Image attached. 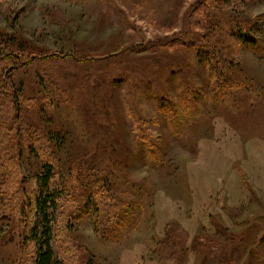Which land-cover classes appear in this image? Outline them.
Segmentation results:
<instances>
[{
    "label": "rangeland",
    "instance_id": "rangeland-1",
    "mask_svg": "<svg viewBox=\"0 0 264 264\" xmlns=\"http://www.w3.org/2000/svg\"><path fill=\"white\" fill-rule=\"evenodd\" d=\"M248 24L257 51L226 37ZM0 43V264H33L14 220L43 161L76 189L55 233L70 264H264L263 0H0ZM88 202L123 229L104 239Z\"/></svg>",
    "mask_w": 264,
    "mask_h": 264
},
{
    "label": "trees",
    "instance_id": "trees-1",
    "mask_svg": "<svg viewBox=\"0 0 264 264\" xmlns=\"http://www.w3.org/2000/svg\"><path fill=\"white\" fill-rule=\"evenodd\" d=\"M220 2L221 0H212V5ZM252 27L249 24L244 27L236 25L228 31L229 34L227 33L226 37L229 36L230 39L238 40L245 46L257 51L260 48V43L255 36V28L252 29ZM178 41L182 45H187V50H190L189 48H192V45H194L193 49L202 62H211L215 58V51H210L206 46L203 47L204 43L198 37H194L193 39L180 38ZM0 47H3L1 43ZM3 52L1 50V53ZM32 138L31 142L26 145L27 159L31 157L38 159L39 150L35 145L37 141L36 138ZM140 141L146 144L148 140L147 138H141ZM145 149L147 152L150 151L149 145L145 146ZM20 152L23 154V148L19 150ZM36 168L38 172L32 179L34 181L33 189H30V192L24 191L18 193L19 207L17 208V213L19 214L18 219L14 221L19 230V238H22L24 244L32 246L33 264H70L74 260L71 255H61L58 253V241L56 240L55 233L59 218L63 217V210H61L64 208L62 198L68 196V191L75 193L76 189L74 187L64 189L57 186L54 177L58 173H62L63 175L61 166L43 161L41 164L37 163ZM89 170L90 168L86 169L84 177L90 178L91 175L86 176ZM18 172L20 173V168H18ZM92 176V183H89L87 192L85 191V193L90 192L92 194L96 183L104 185L107 181L105 180L107 176L105 178L100 174H92ZM63 180L66 184L68 183L67 178L64 177ZM120 186H126L124 181L120 183ZM86 210H88V214H93L96 231L104 239L112 235L114 231L123 229L126 224V215L114 207H109V205L104 206L102 203L96 205L94 202H88L77 214H86ZM5 215L9 219V215ZM71 215L73 216L74 214ZM5 221L7 219L0 215V223L2 224ZM89 261L90 258L84 257L82 263L91 264L92 262L89 263Z\"/></svg>",
    "mask_w": 264,
    "mask_h": 264
}]
</instances>
